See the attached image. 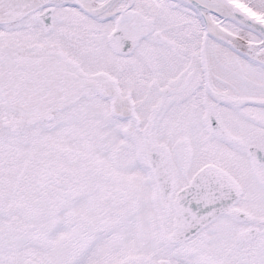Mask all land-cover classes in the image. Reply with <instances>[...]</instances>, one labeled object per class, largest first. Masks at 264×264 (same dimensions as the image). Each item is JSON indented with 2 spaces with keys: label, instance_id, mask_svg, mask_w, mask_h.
Here are the masks:
<instances>
[{
  "label": "snow or ice",
  "instance_id": "1",
  "mask_svg": "<svg viewBox=\"0 0 264 264\" xmlns=\"http://www.w3.org/2000/svg\"><path fill=\"white\" fill-rule=\"evenodd\" d=\"M0 264H264V0H0Z\"/></svg>",
  "mask_w": 264,
  "mask_h": 264
}]
</instances>
